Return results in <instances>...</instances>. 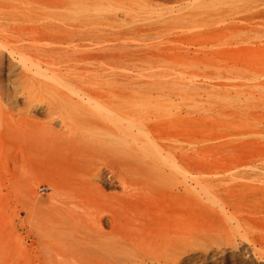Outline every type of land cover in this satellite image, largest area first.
Listing matches in <instances>:
<instances>
[{
    "label": "rangeland",
    "instance_id": "rangeland-1",
    "mask_svg": "<svg viewBox=\"0 0 264 264\" xmlns=\"http://www.w3.org/2000/svg\"><path fill=\"white\" fill-rule=\"evenodd\" d=\"M0 39V113L11 125H32L23 92L42 106L60 91L118 100L191 151V264H264V0H0ZM5 47L33 55L35 71ZM45 69L57 90L40 85ZM33 115L47 121L42 109ZM0 138V264H37L17 254L7 186L46 196L34 178L50 167L23 175L16 155L33 148Z\"/></svg>",
    "mask_w": 264,
    "mask_h": 264
},
{
    "label": "bare ground",
    "instance_id": "bare-ground-1",
    "mask_svg": "<svg viewBox=\"0 0 264 264\" xmlns=\"http://www.w3.org/2000/svg\"><path fill=\"white\" fill-rule=\"evenodd\" d=\"M5 49L23 69L35 71L33 55ZM35 74L47 80L39 81L42 87L57 90L49 81L62 84L51 69ZM22 96L32 125L15 127L0 113V135L8 132L31 145L30 153L16 155L14 168L24 167L27 175L35 163L47 164V175L34 179L46 181L51 192L40 196L18 183L7 186L15 195L17 254L25 252L37 264H191L197 236L191 224L194 179L187 146L175 144L174 134L146 117L122 112L116 99L78 93L75 100L60 91L42 106L31 93ZM39 109L46 122L33 115ZM3 164L0 156V174H6ZM24 226L35 238L31 250L19 231Z\"/></svg>",
    "mask_w": 264,
    "mask_h": 264
}]
</instances>
